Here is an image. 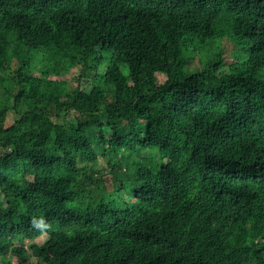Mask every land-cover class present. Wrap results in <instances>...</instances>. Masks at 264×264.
<instances>
[{
  "label": "trees",
  "instance_id": "trees-1",
  "mask_svg": "<svg viewBox=\"0 0 264 264\" xmlns=\"http://www.w3.org/2000/svg\"><path fill=\"white\" fill-rule=\"evenodd\" d=\"M263 70L264 0H0V263L264 264Z\"/></svg>",
  "mask_w": 264,
  "mask_h": 264
},
{
  "label": "rangeland",
  "instance_id": "rangeland-1",
  "mask_svg": "<svg viewBox=\"0 0 264 264\" xmlns=\"http://www.w3.org/2000/svg\"><path fill=\"white\" fill-rule=\"evenodd\" d=\"M227 40V41H226ZM222 52L224 59L226 61H233V60H243L248 55L247 44L237 35H232L228 38H219L209 42L205 47L200 49L199 57L202 59V65L207 62L208 60L212 59L216 54ZM199 58V59H200ZM80 72L78 69L72 70L68 77L70 79V85H73L77 78L79 77ZM261 76L264 77V70L261 73ZM82 86H86L87 80L83 79L81 81ZM73 115V112L71 113ZM103 121L107 120V116L104 113L101 116ZM15 120L14 114H10L8 116V123H12ZM143 154H150L147 150L144 151ZM127 166V164H126ZM96 174H100L102 172L110 173V169L107 167V163L105 158L102 154H100L99 161L94 169ZM46 236L42 235L38 238V240L43 241L45 240ZM1 264V263H0Z\"/></svg>",
  "mask_w": 264,
  "mask_h": 264
},
{
  "label": "clouds",
  "instance_id": "clouds-1",
  "mask_svg": "<svg viewBox=\"0 0 264 264\" xmlns=\"http://www.w3.org/2000/svg\"><path fill=\"white\" fill-rule=\"evenodd\" d=\"M33 221H34V220H33ZM46 227H48V225H47Z\"/></svg>",
  "mask_w": 264,
  "mask_h": 264
}]
</instances>
